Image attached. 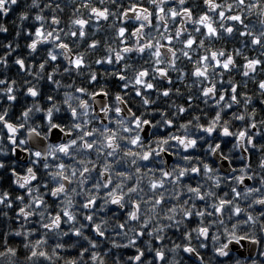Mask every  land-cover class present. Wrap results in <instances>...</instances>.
<instances>
[{"label":"snow or ice","instance_id":"6c2138e0","mask_svg":"<svg viewBox=\"0 0 264 264\" xmlns=\"http://www.w3.org/2000/svg\"><path fill=\"white\" fill-rule=\"evenodd\" d=\"M0 264H264V0H0Z\"/></svg>","mask_w":264,"mask_h":264}]
</instances>
